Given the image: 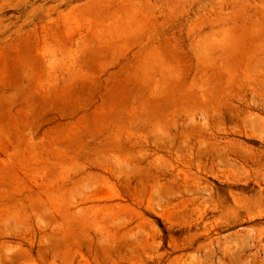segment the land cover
I'll list each match as a JSON object with an SVG mask.
<instances>
[{"label": "rangeland", "instance_id": "1", "mask_svg": "<svg viewBox=\"0 0 264 264\" xmlns=\"http://www.w3.org/2000/svg\"><path fill=\"white\" fill-rule=\"evenodd\" d=\"M0 264H264V0H0Z\"/></svg>", "mask_w": 264, "mask_h": 264}]
</instances>
